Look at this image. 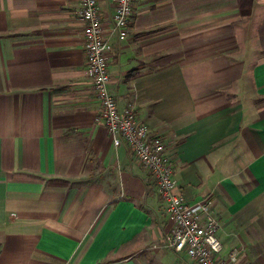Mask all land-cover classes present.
<instances>
[{"label": "crops", "instance_id": "obj_1", "mask_svg": "<svg viewBox=\"0 0 264 264\" xmlns=\"http://www.w3.org/2000/svg\"><path fill=\"white\" fill-rule=\"evenodd\" d=\"M109 89L207 199L234 264H264V0H97ZM78 0H0V264H196L157 185L99 117Z\"/></svg>", "mask_w": 264, "mask_h": 264}, {"label": "built area", "instance_id": "obj_2", "mask_svg": "<svg viewBox=\"0 0 264 264\" xmlns=\"http://www.w3.org/2000/svg\"><path fill=\"white\" fill-rule=\"evenodd\" d=\"M115 5L111 35L124 39L128 35L133 5L136 0H112ZM77 15L84 23V48L87 74L99 103V117L113 145L125 142L140 165L154 179L173 227L169 245L185 253L196 264H234L239 249L223 256L224 246L218 238L220 223L211 211L210 202L202 199L187 203L173 181V165L166 155L165 143L153 136L141 123L132 107L120 109L112 96L109 84L108 37H106L97 0H78Z\"/></svg>", "mask_w": 264, "mask_h": 264}]
</instances>
